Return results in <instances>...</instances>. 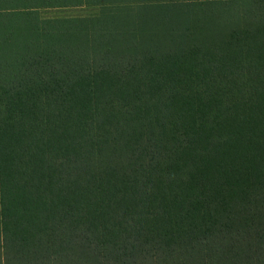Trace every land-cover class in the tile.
Here are the masks:
<instances>
[{"label": "trees", "instance_id": "obj_1", "mask_svg": "<svg viewBox=\"0 0 264 264\" xmlns=\"http://www.w3.org/2000/svg\"><path fill=\"white\" fill-rule=\"evenodd\" d=\"M8 25L0 264H264V0H0Z\"/></svg>", "mask_w": 264, "mask_h": 264}, {"label": "rangeland", "instance_id": "obj_2", "mask_svg": "<svg viewBox=\"0 0 264 264\" xmlns=\"http://www.w3.org/2000/svg\"><path fill=\"white\" fill-rule=\"evenodd\" d=\"M97 12H98V6L91 5V4H84V3L77 4V5L45 6V7L39 8L38 10V14L42 18L72 19L69 21H62L61 22L63 23L62 28H74L75 24L78 25V28L82 27L83 25L82 22H79V21L73 22V19L78 18V17H89L93 14H96ZM116 20L115 22H112V23L102 22V25L106 26L107 24L110 28H118L119 26L122 27V25H120L121 20L120 19H116ZM89 21H92V20H89ZM92 22H97V21H92ZM98 23H100V21H98ZM87 24H90V22H88ZM221 26H229V25L222 24ZM0 28H11V27L8 25L6 27L0 26ZM47 28H50V26ZM134 28H143V27L137 26ZM156 30L165 32L166 28H156ZM136 32H138V29Z\"/></svg>", "mask_w": 264, "mask_h": 264}]
</instances>
